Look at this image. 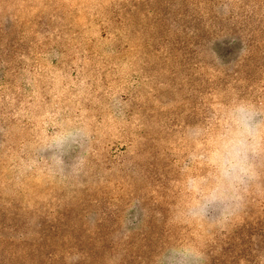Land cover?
<instances>
[{"label":"rangeland","instance_id":"rangeland-1","mask_svg":"<svg viewBox=\"0 0 264 264\" xmlns=\"http://www.w3.org/2000/svg\"><path fill=\"white\" fill-rule=\"evenodd\" d=\"M240 99L264 105V0H0V264H264V156L234 215L189 214ZM69 126L79 174L38 147Z\"/></svg>","mask_w":264,"mask_h":264},{"label":"clouds","instance_id":"clouds-1","mask_svg":"<svg viewBox=\"0 0 264 264\" xmlns=\"http://www.w3.org/2000/svg\"><path fill=\"white\" fill-rule=\"evenodd\" d=\"M225 123L217 136L209 163L214 170L211 182L205 180L191 187L197 199L189 207L193 217H208L219 212L222 218L234 215L241 207L248 185L259 178L257 160L264 156V105L240 99L228 107ZM89 133L83 127L69 126L55 129L44 139L39 150L48 153V159L56 173L70 169L79 174L87 163L86 156L77 153L71 163L65 160L72 152L83 150L89 140ZM80 259L79 254L68 257L69 264ZM204 252L191 246H178L167 250L159 264H203Z\"/></svg>","mask_w":264,"mask_h":264}]
</instances>
